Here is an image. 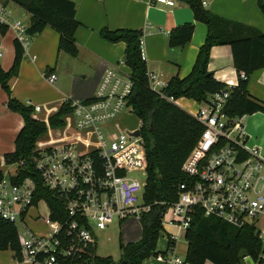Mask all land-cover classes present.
Here are the masks:
<instances>
[{
	"label": "built area",
	"instance_id": "built-area-1",
	"mask_svg": "<svg viewBox=\"0 0 264 264\" xmlns=\"http://www.w3.org/2000/svg\"><path fill=\"white\" fill-rule=\"evenodd\" d=\"M137 1L171 8L178 0ZM0 26L11 30L25 49L28 26L9 19L1 5ZM141 46L142 40L140 52ZM119 65L106 69L90 100L68 103L71 112L59 128H51L47 117H40L43 106H32L33 119L47 123L43 135L47 138L36 141L29 161L56 203L50 204L45 197L35 200L32 177L19 181L17 169L25 167L24 161H0V219L15 226L19 243L17 252L10 251L12 263L92 264L98 256L95 229L106 230L114 220L121 223L129 216L140 220L149 209L140 205L137 197L141 194L142 201L146 177L143 183L134 177L138 172L147 176L142 123L124 132L116 120L124 110L131 111L127 103L131 81ZM240 77L245 75L240 73ZM147 79L155 92L167 86L156 75L147 73ZM46 80L52 84L56 76L51 74ZM228 96V88L210 95L190 113L202 132L181 165L188 181L179 185L176 203L164 210L162 226L174 225L183 233L191 222L190 214L199 208L207 218L238 229L252 227L264 247V235L258 229L259 222L264 221V158L259 149L246 144L245 116L224 113ZM40 204L47 211L44 219L31 214ZM166 214L168 219L164 220ZM30 223L43 226L45 232H34ZM260 257L264 259V250ZM156 258L164 264L182 262L176 257Z\"/></svg>",
	"mask_w": 264,
	"mask_h": 264
},
{
	"label": "trees",
	"instance_id": "trees-1",
	"mask_svg": "<svg viewBox=\"0 0 264 264\" xmlns=\"http://www.w3.org/2000/svg\"><path fill=\"white\" fill-rule=\"evenodd\" d=\"M15 6L30 15L27 36L39 35L47 26L58 33V51L71 57L76 56L77 46L74 33L79 27L75 19V5L67 0H9ZM192 10L193 18L205 24L206 38L198 49V55L192 70L185 78L174 76L167 86L159 92L151 89L147 79L145 61L140 52L141 32L132 30H102L100 38L111 43H125L122 62L130 70L131 91L127 103L136 119L142 123L147 158V176L142 201L149 209L140 215L141 239L126 245L120 244L118 260L97 256L92 264H141L145 259L157 257V242L162 231L164 210L176 203L179 185L188 181L182 172L181 165L193 151L202 132L197 120L178 107L174 100L185 98L198 103L207 97L221 93L227 85L217 82L208 71L207 64L210 49L214 46L227 45L232 54L233 67L239 75L238 85L228 88L229 96L224 106V113L230 117L264 114L263 102L248 96L249 76L257 69L264 68V33L256 28L235 23L213 15L203 8L201 0H181ZM258 7L264 17V1H258ZM193 25L188 23L171 30L168 47H182L192 37ZM8 28L0 26V35H5ZM14 60L8 71L0 66V88L7 97L5 106L17 113L23 122L22 128L14 137V150L4 155L6 164L25 162L24 168H18L19 181L32 177L35 183L36 196L46 198L50 204L57 201L49 191L42 187L29 157L36 141L41 139L47 130V123L36 121L32 117L31 106H24L11 96L9 81L18 76L23 59V48L14 39ZM172 99V101H169ZM71 112L70 104H61L58 111L47 118L51 128H59L63 118ZM1 176V173H0ZM191 222L185 231L187 253L184 263L204 264H238L244 256L260 264L264 250L262 241L252 227L235 228L216 218L203 216L199 208L190 214ZM174 248V242L168 240L167 250ZM19 249L15 226L0 219V251L17 252ZM165 256V255H164Z\"/></svg>",
	"mask_w": 264,
	"mask_h": 264
},
{
	"label": "crops",
	"instance_id": "crops-1",
	"mask_svg": "<svg viewBox=\"0 0 264 264\" xmlns=\"http://www.w3.org/2000/svg\"><path fill=\"white\" fill-rule=\"evenodd\" d=\"M67 1L74 3L75 19L79 23L74 33L77 46L76 56L71 57L58 51L59 35L47 26L39 35L28 36V44L23 50L24 57L20 64L19 74L9 81L11 96L22 105L32 107L39 104L47 108L42 111L40 117L48 118L58 111L61 104L90 100L98 89V84L107 71L106 69L122 62L125 43L104 41L100 38L102 30L140 31L141 53L147 73L156 75L165 85L174 76L182 79L189 75L197 58L198 49L206 38L205 24L197 22L193 18L190 6L181 0H178L176 6L171 8L159 5L150 6L137 0ZM258 1L201 0L202 3L205 2L202 5L203 8L213 15L235 23L239 22L264 33V17L258 7ZM0 5L9 13V19L30 25V15L27 12L9 0H0ZM188 23L194 27L191 40L182 47L169 48L168 39L171 30ZM13 42L14 33L11 30L8 29L5 35H0V66L4 71H8L15 57ZM207 68L217 82L226 84L228 88L238 85L240 74L233 67L229 46L212 47ZM119 70L122 73H130L126 65H119ZM51 74L56 76L52 84L46 80ZM247 83L248 96L264 104V68L255 70L249 76ZM184 99L179 98V100ZM6 101V94L0 88V118L8 117L11 113L5 106ZM174 102L176 104V100ZM198 104L196 102V108ZM185 112L190 115L192 111ZM244 116L246 144L248 147L259 149L261 155L264 156V114L256 112V114ZM20 122L17 132L23 126L21 117ZM5 154L10 153L0 155V161L4 159ZM162 228L160 236L164 238V246L161 250L156 247V250L166 259L176 257L182 261L179 264H186L184 258L188 249L185 232L182 233L178 227L169 224L163 225ZM141 236L142 234L132 237L127 244L139 241ZM172 237L177 239L174 242V251L168 253L167 244ZM141 264L164 263L158 261L156 257H150ZM204 264L213 263L205 262ZM240 264L258 263L246 258ZM260 264H264V259Z\"/></svg>",
	"mask_w": 264,
	"mask_h": 264
},
{
	"label": "rangeland",
	"instance_id": "rangeland-1",
	"mask_svg": "<svg viewBox=\"0 0 264 264\" xmlns=\"http://www.w3.org/2000/svg\"><path fill=\"white\" fill-rule=\"evenodd\" d=\"M204 1V0H203ZM176 105L180 107L181 109L187 111V112H194L197 108L196 102L193 100H176ZM36 106V105H33ZM41 106L42 105H37ZM47 110V108H44V110ZM8 114V113H7ZM116 120H118V123L122 127L123 131H133L139 127V120L136 119L134 114L130 110H124L122 113H120ZM20 116L17 113L11 112L8 117H1L0 118V155L4 153H10L14 149V136L16 134L17 127L20 124ZM46 139L47 137H43ZM264 157V156H263ZM133 175V174H132ZM134 177L140 182L143 183L145 180V174L144 173H135ZM138 201L139 204H143V201H141V194H138ZM32 216H39L41 218H45L47 215V211L44 208L42 204H40L36 210L31 211ZM164 220H167V214L164 216ZM30 226L32 227V230L36 233H43L45 232V228L40 225H34L33 223H30ZM258 229L262 231L264 235V221L259 222ZM141 232L140 227V220L138 218H135L133 216L127 217V219L121 223H118L117 220H114L111 225L107 227L106 230H98L95 229L94 235H96V250L97 255L99 257H110L114 260H118L120 257L121 252L119 251V244L126 245L128 240L132 237H138ZM164 246V238L161 235L159 237L157 247L161 250V248ZM11 256L9 251H0V264H14V262H11ZM251 259L250 256H244V259ZM253 261V260H252ZM241 263V260L238 264ZM187 264V263H186Z\"/></svg>",
	"mask_w": 264,
	"mask_h": 264
},
{
	"label": "water",
	"instance_id": "water-1",
	"mask_svg": "<svg viewBox=\"0 0 264 264\" xmlns=\"http://www.w3.org/2000/svg\"><path fill=\"white\" fill-rule=\"evenodd\" d=\"M134 135H135V136H139V135H138V132H135Z\"/></svg>",
	"mask_w": 264,
	"mask_h": 264
}]
</instances>
